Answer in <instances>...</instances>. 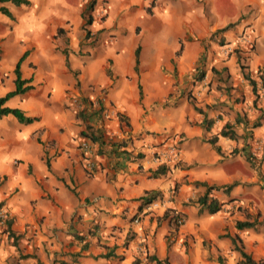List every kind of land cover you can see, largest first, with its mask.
<instances>
[{
	"label": "crops",
	"instance_id": "1",
	"mask_svg": "<svg viewBox=\"0 0 264 264\" xmlns=\"http://www.w3.org/2000/svg\"><path fill=\"white\" fill-rule=\"evenodd\" d=\"M29 2H0L11 14L0 11V98L16 89V65L27 54L20 70L34 88L7 105L37 118L31 124L0 118V204L10 215V232L8 225L0 229V264H134L140 249L169 264H238V248L264 259V191L260 202L253 200L256 182L264 185V163L259 178L242 158H224L197 139L204 129H172L175 111L152 108L174 84L168 70L191 80L211 34L233 42L236 33L249 32L254 47L242 65L253 78L264 72V0H121L118 13L99 25L93 0ZM119 14L120 22L133 14L143 27L137 67V49L84 50L86 27L109 28ZM237 62L232 56L212 66L229 68L238 86L248 79L241 68L230 69ZM87 125L99 137L92 171L80 149ZM258 127L255 133L264 135ZM172 134L182 137V164L164 175L149 173L148 156L141 162L123 153L147 151ZM228 185L230 191L210 192L224 204L221 211L200 205L208 188ZM151 194L157 203L148 214ZM173 213L185 223L175 228ZM136 214H142L138 224L129 221ZM237 221L252 226L239 229ZM107 254L114 256L102 257Z\"/></svg>",
	"mask_w": 264,
	"mask_h": 264
},
{
	"label": "rangeland",
	"instance_id": "2",
	"mask_svg": "<svg viewBox=\"0 0 264 264\" xmlns=\"http://www.w3.org/2000/svg\"><path fill=\"white\" fill-rule=\"evenodd\" d=\"M119 3H122L121 0H118V4L114 3V5L112 3L109 4L107 0H93L92 9L94 8L97 11L95 17L96 24L103 23L112 11L117 14L120 8ZM120 17L121 14L118 15L109 28L104 29L100 26V28H93L94 30H91L90 26L86 27V36L87 33L90 36L85 37L87 42L84 50L88 51V48H110L113 51L119 52L120 50L131 51L132 49H137L141 44L142 25H139V22L134 20L133 14L128 16L126 22H120ZM149 47L152 51L155 45H150ZM253 47L254 41L246 30L239 34L236 33V38L233 42H227L226 39L211 34L204 44V53L201 59L191 71L192 75H188L191 80L186 84L179 79L176 69L173 71L168 70V73L175 79L174 84H172L169 90V95L164 96L152 108L165 110L169 114L171 112L168 111H175L172 114L174 120V127L172 129H204L201 137L197 139H200L203 143H208V145L210 144L224 158H242L251 165L259 178H261L262 165L264 163V135L255 133V130L259 129L255 125L260 124L259 126H264V90L259 88V96H256L250 84L249 89L247 88L248 83H250L247 80V84L244 82L243 84L234 86V83L237 84V82L235 80H231L230 82V79L235 76L234 72L230 73L229 68L220 72L216 65L212 66L214 63L228 62L232 56H238L237 64L230 67V69L238 72L243 63L242 60H247V55ZM166 50L163 49V51ZM108 61L110 64H113L114 56L110 60L108 59ZM163 72L164 74H168L167 70ZM241 76L243 77V75ZM254 79L260 83L258 71L254 72ZM205 98L210 100V102L207 103ZM228 101H231L232 105L228 104ZM198 109H202L203 113L199 112ZM122 122L128 127L126 120L122 119ZM223 129L233 131L234 138H225L219 135ZM217 136L219 138L222 137L225 141L222 145L218 144L219 138H217L218 141L216 143L213 142V139ZM181 143L182 137L178 134H172L171 136H166L161 144L151 145V148L149 146L147 151L123 150V153H126V157L133 161L139 160L142 162L149 158L148 160L154 168H146L150 170L149 173H152L162 165L170 168L182 164ZM140 155H143V157ZM239 168L242 170L241 164ZM259 181L260 179L256 182L260 186L258 188L259 193L253 196L255 202H260L262 192L264 191V185ZM217 191H220V189ZM170 195L172 197L173 193L171 192ZM156 203L146 205L145 212L151 214V211L155 209ZM233 209H236V207ZM239 209L241 210V207ZM168 213L171 212H166V215ZM9 220L10 215L7 222L0 224V229L6 228ZM141 220L142 214H139V216L136 214L129 218V221L135 224L140 223ZM179 221L185 223L183 217ZM180 222H177L179 226L183 224ZM172 223L176 228L175 222ZM132 238L133 236L129 233L126 241L132 240ZM143 250L140 249V252H142L141 258L138 257L136 259L139 261V264H154L150 260L152 256L147 258L149 252H146V249ZM144 255L147 259L142 257Z\"/></svg>",
	"mask_w": 264,
	"mask_h": 264
},
{
	"label": "trees",
	"instance_id": "3",
	"mask_svg": "<svg viewBox=\"0 0 264 264\" xmlns=\"http://www.w3.org/2000/svg\"><path fill=\"white\" fill-rule=\"evenodd\" d=\"M0 2H2V3L10 2V3H13L14 5H17V6H20L22 4H24V5L30 4L29 0H0ZM90 8H92V5L90 6ZM0 11L7 14L8 16H11L10 12L6 8H1ZM86 18L88 19L87 24L91 25L93 23L92 17L86 16ZM232 26H233V24L228 25L227 27L223 28L219 32H224V31L230 29ZM89 36H90L89 33H87V37H89ZM139 52H140V48H137V50H136V67L139 64ZM0 53H1V50H0ZM26 55L27 54H25L23 58H25ZM23 58L18 62V64L16 65V69H15L16 89L14 91L8 93L5 97L0 98V118H2L4 116L12 115V116L16 117L18 119V121L22 124H31L35 120H37V118L28 116L23 110H21L19 108H13V107H10L7 105L8 101L13 96L25 94L26 92H28L34 88L33 85L29 84V82H30L29 80H24L22 78L20 68H21V61L23 60ZM246 69H247V67L245 65H241L242 74L250 82V85L253 88L254 94L256 96H259L258 95L259 88L264 90V72L262 70L258 71V78L260 80V83H259L256 79H254L250 75V72L246 71ZM140 89H141V87H140ZM198 111L203 113L202 109H198ZM259 125L260 124H256L255 126L258 127ZM93 129L94 128L91 125H87L86 131H84L82 133V136L85 138L92 139L93 141L97 142L99 140V137L97 136L96 132H94ZM219 135H221L225 138H234V136H235L233 131H229V130L227 131L225 129H223ZM217 138H219V136H217V137H215V139H213L214 143H216L218 141ZM140 156L143 157V155H140ZM167 172H168V167L166 165H162L155 171V175H164ZM232 186L233 185H228L226 187L213 186V187L208 188V193L199 199L200 205L202 207H204L211 214L218 213L219 211H221L224 204L221 203L217 198L210 197V192L214 189L219 190L221 188H224L226 191H230ZM156 198H157V195H153V194L146 196L145 204H151L154 200H156ZM1 207H2V205L0 204V208ZM180 218H181V215H179V214H177V215L174 214L171 216L172 221L175 223L178 222ZM9 225H10V223H8V228L5 230V232H10ZM236 226H237V228L242 229V228H246V227H251L252 223H250L248 221H237ZM0 233H1V231H0ZM9 234H10V236L12 235V233H9ZM80 238L83 239V237H80ZM233 242L234 243L236 242L235 239L233 240ZM83 248H86V245H84ZM238 250L240 251L241 257H242V259L238 262V264H264L263 259L256 261L249 254H247L245 251L240 250L239 248H238ZM112 256H114V255L113 254H107V255H104L102 257L103 258H111ZM150 260L152 262H155L156 264H169V262L167 260H159L155 256L150 257ZM61 264H68V263H61ZM134 264H139V261L134 262Z\"/></svg>",
	"mask_w": 264,
	"mask_h": 264
},
{
	"label": "built area",
	"instance_id": "4",
	"mask_svg": "<svg viewBox=\"0 0 264 264\" xmlns=\"http://www.w3.org/2000/svg\"><path fill=\"white\" fill-rule=\"evenodd\" d=\"M80 149L82 150L83 155L87 157V167L91 171L94 170L96 167V163L94 161L96 154V141L84 137L81 140ZM8 219H9V212H7L4 208L2 209L0 208V224L7 222ZM180 223H183V221Z\"/></svg>",
	"mask_w": 264,
	"mask_h": 264
}]
</instances>
